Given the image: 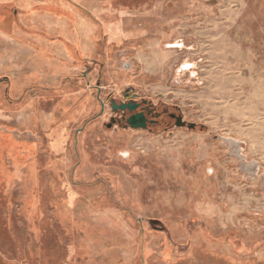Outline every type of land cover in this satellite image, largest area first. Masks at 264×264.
Returning a JSON list of instances; mask_svg holds the SVG:
<instances>
[{"label": "rangeland", "instance_id": "obj_1", "mask_svg": "<svg viewBox=\"0 0 264 264\" xmlns=\"http://www.w3.org/2000/svg\"><path fill=\"white\" fill-rule=\"evenodd\" d=\"M0 264H264V0H0Z\"/></svg>", "mask_w": 264, "mask_h": 264}, {"label": "flooded vegetation", "instance_id": "obj_2", "mask_svg": "<svg viewBox=\"0 0 264 264\" xmlns=\"http://www.w3.org/2000/svg\"><path fill=\"white\" fill-rule=\"evenodd\" d=\"M123 105H129L133 107L132 110L124 109L121 112H125V119L124 123L128 126V121L132 119V123L135 125H143L144 128L147 129H160L167 125L168 121L165 120L166 118L170 119L173 121L175 119L174 114L172 113H160V114H154L151 115L150 111L146 110V103L145 102H127V103H122ZM120 104V105H122ZM116 105V106H120ZM115 122L112 121V124ZM110 126V125H109Z\"/></svg>", "mask_w": 264, "mask_h": 264}, {"label": "water", "instance_id": "obj_3", "mask_svg": "<svg viewBox=\"0 0 264 264\" xmlns=\"http://www.w3.org/2000/svg\"><path fill=\"white\" fill-rule=\"evenodd\" d=\"M112 109L113 110H121L123 111L124 109H128V110H132L133 107L129 106V105H120V106H116V105H112ZM128 127L130 128H144L143 125H135L132 123V119H130V121H128Z\"/></svg>", "mask_w": 264, "mask_h": 264}, {"label": "crops", "instance_id": "obj_4", "mask_svg": "<svg viewBox=\"0 0 264 264\" xmlns=\"http://www.w3.org/2000/svg\"><path fill=\"white\" fill-rule=\"evenodd\" d=\"M9 137V136H8Z\"/></svg>", "mask_w": 264, "mask_h": 264}]
</instances>
